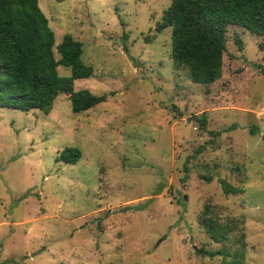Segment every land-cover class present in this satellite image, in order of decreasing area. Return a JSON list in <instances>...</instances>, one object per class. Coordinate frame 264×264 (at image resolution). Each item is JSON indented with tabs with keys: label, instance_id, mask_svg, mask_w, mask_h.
<instances>
[{
	"label": "rangeland",
	"instance_id": "1",
	"mask_svg": "<svg viewBox=\"0 0 264 264\" xmlns=\"http://www.w3.org/2000/svg\"><path fill=\"white\" fill-rule=\"evenodd\" d=\"M170 2L38 0L55 45L81 42L93 70L74 90L106 98L81 113L65 94L48 114L0 106V264H226L241 251L264 264V37L228 26L220 78L193 83L173 68L170 28L156 31Z\"/></svg>",
	"mask_w": 264,
	"mask_h": 264
},
{
	"label": "trees",
	"instance_id": "2",
	"mask_svg": "<svg viewBox=\"0 0 264 264\" xmlns=\"http://www.w3.org/2000/svg\"><path fill=\"white\" fill-rule=\"evenodd\" d=\"M228 26H238L264 37V0H171L156 31L170 28L173 68L186 69L193 83L210 85L221 75ZM235 44L241 49L238 38ZM82 54V43L70 35H65L55 45L54 32L38 0H0L1 107L48 114L57 96L65 94L72 113H81L105 101V96L74 90V80L89 78L93 73L92 68L84 64ZM59 66L69 68L70 76H60ZM198 121L200 128H204V119ZM255 132L252 129L251 135ZM64 153L61 159L70 164L80 158L76 148H66ZM220 187L225 196L241 192L224 180L220 181ZM200 220L216 242L224 238V234L212 228L209 219ZM202 252L210 257L224 255L222 251ZM237 263L242 264V251L226 262Z\"/></svg>",
	"mask_w": 264,
	"mask_h": 264
}]
</instances>
